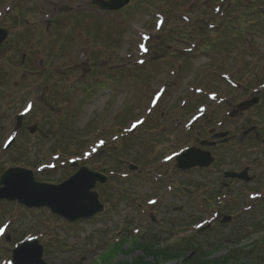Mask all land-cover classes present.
I'll return each mask as SVG.
<instances>
[{"label":"rangeland","instance_id":"rangeland-1","mask_svg":"<svg viewBox=\"0 0 264 264\" xmlns=\"http://www.w3.org/2000/svg\"><path fill=\"white\" fill-rule=\"evenodd\" d=\"M0 28V175L21 167L58 185L85 166L107 179L94 188L103 211L72 223L0 201V264L32 239L46 264H264V201L251 199L264 194V151L253 185L222 176L251 165L249 143L201 147L215 157L206 169L183 172L174 158L231 134L241 101L259 98L244 126L264 122V0H128L116 11L0 0Z\"/></svg>","mask_w":264,"mask_h":264},{"label":"water","instance_id":"water-1","mask_svg":"<svg viewBox=\"0 0 264 264\" xmlns=\"http://www.w3.org/2000/svg\"><path fill=\"white\" fill-rule=\"evenodd\" d=\"M128 0H93L99 8L105 10H118L124 7ZM7 31L0 29V44L5 40ZM257 102L254 99L241 103L237 109L245 110ZM21 117L17 118V127L20 126ZM16 127V128H17ZM34 132V127L29 129ZM216 136H221L218 134ZM13 142V141H11ZM207 144L206 141L201 145ZM210 144V143H208ZM214 161L209 152L197 148H190L177 158V167L183 171L190 168L208 167ZM228 177H242V174L226 173ZM97 182H106L101 174L90 172L86 168L70 177L60 185L37 183L31 171L23 168H11L0 176V200L17 202L27 208H49L52 214L62 216L69 222L79 219H88L103 210L98 195L93 191ZM228 221V217L223 222ZM42 247L36 240L24 242L13 250L14 264H45L41 259Z\"/></svg>","mask_w":264,"mask_h":264},{"label":"flooded vegetation","instance_id":"flooded-vegetation-1","mask_svg":"<svg viewBox=\"0 0 264 264\" xmlns=\"http://www.w3.org/2000/svg\"><path fill=\"white\" fill-rule=\"evenodd\" d=\"M245 114L246 113H237L236 114V118L238 119V123L233 127V133L229 134V130H226V133L224 135V142L223 143H218L217 141L220 140H216V141H212L213 143L216 142V144L222 145L224 143H230L232 141L237 140L239 143V149L241 147H243V144L245 143H249L247 144L250 147L251 152L253 153V155H251L249 157V159H251V165L250 164H246L242 167H240L239 169H235V170H231L234 171L238 174H242L241 178H225L224 177V173L225 171L222 172V176L225 179H229L232 182L237 181L240 184L243 185H247V184H254V182H262L263 180H259L256 181V170L253 171V167L254 165L258 162L259 157L263 156V154L261 153V151H264V122L260 123V124H256V125H248V126H244L243 125V119L245 118ZM255 117L257 120H263L264 119V114H260V113H254ZM249 120H251V118H249ZM263 125V126H261ZM250 127H252L251 129H249ZM221 139V140H223ZM257 154V156H256ZM252 162H254L255 164H252ZM263 171V169L261 170V172ZM262 175L264 174L263 172L261 173ZM222 186L227 187L228 183L226 182H221ZM256 185V184H255ZM254 187L252 186L250 189H253ZM248 189V188H247ZM250 191V190H249ZM256 203V201H252L251 205H254Z\"/></svg>","mask_w":264,"mask_h":264},{"label":"trees","instance_id":"trees-1","mask_svg":"<svg viewBox=\"0 0 264 264\" xmlns=\"http://www.w3.org/2000/svg\"><path fill=\"white\" fill-rule=\"evenodd\" d=\"M140 246V245H139ZM144 247V253L148 255H153V256H148V257H152V258H157V257H161L162 259H169L171 260L172 258H174L175 256H177L178 252H168V253H158L156 252L153 248H147V249H150V251H147L145 250L146 246H143ZM133 250V249H131ZM145 260L144 259H139L138 261H133L132 264H150V263H146L144 262ZM198 263V262H197ZM203 263L205 264H228L227 262H224V260H214V261H209V262H205L203 261ZM203 263H199V264H203ZM119 264H126V263H119ZM129 264V263H128Z\"/></svg>","mask_w":264,"mask_h":264},{"label":"snow or ice","instance_id":"snow-or-ice-1","mask_svg":"<svg viewBox=\"0 0 264 264\" xmlns=\"http://www.w3.org/2000/svg\"><path fill=\"white\" fill-rule=\"evenodd\" d=\"M136 125H133V127H135ZM101 264H105V262L102 260Z\"/></svg>","mask_w":264,"mask_h":264}]
</instances>
